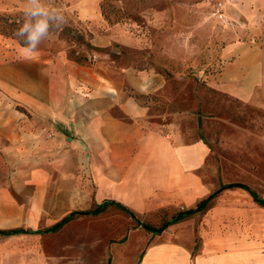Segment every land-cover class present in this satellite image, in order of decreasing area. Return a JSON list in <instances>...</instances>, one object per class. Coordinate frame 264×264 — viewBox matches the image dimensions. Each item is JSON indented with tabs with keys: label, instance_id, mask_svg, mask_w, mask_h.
I'll return each instance as SVG.
<instances>
[{
	"label": "crops",
	"instance_id": "crops-1",
	"mask_svg": "<svg viewBox=\"0 0 264 264\" xmlns=\"http://www.w3.org/2000/svg\"><path fill=\"white\" fill-rule=\"evenodd\" d=\"M220 1L218 19L225 24L216 29L209 23V0H169L148 36L109 24L101 31L99 0H79L77 17L92 35L90 49L77 48V60L44 48L29 59L19 44L0 56V229H43L104 200L127 206L142 221L140 216L194 207L228 183L204 179L210 147L199 118L195 135L183 125L191 109L172 103L177 81L187 78L178 65L200 63L202 71L220 62L226 66L218 88L250 100V111L264 112L253 99L264 93V0ZM167 16L169 24L162 23ZM113 44L143 51L142 64H116L108 50ZM225 192H244L251 210L264 211L240 187L223 190L205 210ZM113 208L140 226L109 205L55 232L0 235V258L10 256L9 264H110V255L128 257L136 236L131 231L138 228L112 241ZM248 215L245 221L254 224L249 232L202 234L197 248L195 237L182 243L165 237L167 228L159 234L145 230L149 242L137 264H264V226H257L264 219Z\"/></svg>",
	"mask_w": 264,
	"mask_h": 264
},
{
	"label": "rangeland",
	"instance_id": "rangeland-1",
	"mask_svg": "<svg viewBox=\"0 0 264 264\" xmlns=\"http://www.w3.org/2000/svg\"><path fill=\"white\" fill-rule=\"evenodd\" d=\"M78 1L52 0L53 5L63 11L67 23L62 30H54L50 38L42 42L39 48L51 51L63 50L66 56L73 60H77L79 46L91 48L89 38L92 33L85 26V21L77 17ZM168 4L169 0H99L103 20L98 28L105 31L103 26L109 24L119 26L126 32L134 34L143 31L149 36L154 31L155 15L165 9ZM222 5L223 1L209 0L211 29L225 24L218 19V14L223 12ZM23 6L24 0H0V15L12 16L17 19L16 21L22 20ZM168 17L164 18L165 22L162 23L169 24ZM227 18L228 21L232 20L230 17ZM179 20L181 23L178 25L182 24L185 28V16L179 15ZM15 31L16 29L3 27L0 21V56L13 50V45L21 43L14 35ZM213 41H216L215 35L210 36L209 44L207 43L208 49H212L210 45ZM87 43L89 46L84 45ZM97 49L104 50L105 48ZM108 50L116 64L133 62L141 65L143 62L140 56L143 51L130 52L115 44L112 45L111 50ZM225 66V63L213 62L204 66V69L200 71V63L187 68L178 65L177 71L184 72L187 78L177 81V94L172 98V103L176 102L179 106L185 104L188 109H191L192 118H188L183 125L192 130L195 135L198 126L196 117L199 118L200 134L210 147L209 157L205 161L203 171L205 180L211 183L217 180L222 182L238 180L245 182L259 194H264V112L250 111V108H245L252 103L250 100H244L228 90L218 88L217 76ZM253 99L264 106V93ZM255 116H259L262 120L258 119L256 122L253 120ZM247 201L248 196L244 192H225L215 200L212 208L167 227L165 237L177 239L182 243H191L195 237L197 241L195 248H197L201 243L202 234L212 231L249 232L254 224L246 222L244 215L249 214L264 219V211L251 210ZM174 211L175 209L151 213L147 216H140V219L143 222L158 225L162 219L168 218ZM111 212L114 229L112 241L116 242L130 228L137 227L138 229L131 231L133 236L136 235L132 241L134 243L133 253L128 257L110 255V264H137L140 250L149 242L147 241L149 233L141 226H134L132 221L126 220L118 209L113 208ZM257 226H264V224ZM187 230L189 235L186 234ZM54 254L58 255V252ZM17 259L20 262L29 263L32 258L18 257ZM9 262L10 256L8 255L0 258V264H9Z\"/></svg>",
	"mask_w": 264,
	"mask_h": 264
},
{
	"label": "trees",
	"instance_id": "trees-1",
	"mask_svg": "<svg viewBox=\"0 0 264 264\" xmlns=\"http://www.w3.org/2000/svg\"><path fill=\"white\" fill-rule=\"evenodd\" d=\"M17 19L13 18L9 15H0V21L3 24V27L5 28H11V29H17L19 27ZM22 46V43H18ZM84 45H88L84 44ZM89 46V45H88ZM234 187H240L249 192V194L252 196L253 200L257 202L259 205L264 206V197H261L256 191L251 189L249 186L242 182H228V183H221L219 187L215 190H213L210 194H208L205 198L201 199L194 207L187 208V209H179L175 211L170 217L162 219L161 222L158 225H152L146 222H142L139 220L137 215L129 209L127 206L113 201V200H104L101 203H98L93 208L85 210V211H72L65 216H63L59 221L52 224L49 227L43 228V229H37V230H25L22 228H13V229H0V235H10L20 232H28V233H45V232H55L59 228H61L66 222L73 219L74 217L82 214H98L101 211L105 210L106 207L109 205H113L124 212H126L133 220H135L144 230L147 232H150L152 234H159L163 230H165L169 225L179 222L195 213L204 211L208 206L209 203L212 201L213 198L218 196L223 190L227 188H234Z\"/></svg>",
	"mask_w": 264,
	"mask_h": 264
},
{
	"label": "clouds",
	"instance_id": "clouds-1",
	"mask_svg": "<svg viewBox=\"0 0 264 264\" xmlns=\"http://www.w3.org/2000/svg\"><path fill=\"white\" fill-rule=\"evenodd\" d=\"M17 23L19 27L14 35L22 43V53L32 59L42 42L48 40L54 30H62L67 20L52 0H24L22 20Z\"/></svg>",
	"mask_w": 264,
	"mask_h": 264
}]
</instances>
